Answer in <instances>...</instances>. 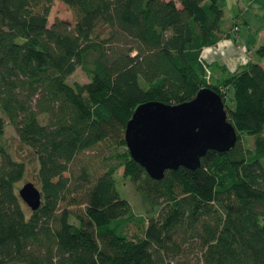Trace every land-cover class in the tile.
I'll return each instance as SVG.
<instances>
[{"label": "trees", "instance_id": "trees-1", "mask_svg": "<svg viewBox=\"0 0 264 264\" xmlns=\"http://www.w3.org/2000/svg\"><path fill=\"white\" fill-rule=\"evenodd\" d=\"M63 1L72 21L49 20L52 0H0V264H264V41L230 68L201 55L227 35L225 0ZM77 65L86 80L67 78ZM202 84L223 96L237 141L149 175L126 119ZM28 157L35 208L16 188ZM119 165L142 209L120 193Z\"/></svg>", "mask_w": 264, "mask_h": 264}, {"label": "water", "instance_id": "water-1", "mask_svg": "<svg viewBox=\"0 0 264 264\" xmlns=\"http://www.w3.org/2000/svg\"><path fill=\"white\" fill-rule=\"evenodd\" d=\"M237 138L223 96L208 84L180 101L141 100L124 125L130 155L155 178L162 177L167 167L196 166L206 148L226 149ZM17 192L31 208L40 203L41 189L32 179L18 185Z\"/></svg>", "mask_w": 264, "mask_h": 264}, {"label": "crops", "instance_id": "crops-1", "mask_svg": "<svg viewBox=\"0 0 264 264\" xmlns=\"http://www.w3.org/2000/svg\"><path fill=\"white\" fill-rule=\"evenodd\" d=\"M234 1L238 3L237 12L224 7V23L221 26H223V33L226 32L227 35L221 36L223 35L221 34L215 42L205 44L201 49L203 58L219 59L230 68L236 67L250 57H255L254 48L264 41L263 0H233V3ZM235 15L238 24L233 26L232 21ZM260 61L264 65V56L260 58Z\"/></svg>", "mask_w": 264, "mask_h": 264}, {"label": "rangeland", "instance_id": "rangeland-1", "mask_svg": "<svg viewBox=\"0 0 264 264\" xmlns=\"http://www.w3.org/2000/svg\"><path fill=\"white\" fill-rule=\"evenodd\" d=\"M225 3H226V0H225ZM232 3H233V0H227V4L225 5L226 8H230L232 12H237L239 10V7H237L238 3L236 1H234L233 4ZM233 8H236V9H233ZM55 15L66 17L67 19H70L72 21L71 8L63 0H52L50 11H49V20H51ZM67 78L69 80H73V79L86 80L88 78V73L84 69H82L81 66L77 65L67 75ZM245 136L248 137V140H245V141H247L248 143L253 142L252 135H245ZM2 138L5 142L15 144L16 142L15 132L11 124L9 123L5 124V131L3 133ZM34 165H35V161L31 159L30 157H28L27 158V168L24 174L21 176V178L17 180L16 188L26 179H32L37 184L33 176ZM121 170H122V165H119L116 169V175L120 176L121 180H116V182L118 183V188L120 190V193L127 197V199L130 201L133 207H135L136 209H142L143 203L141 201V198H142L141 192L136 187H134V185L129 179L123 180L124 178L120 175Z\"/></svg>", "mask_w": 264, "mask_h": 264}]
</instances>
